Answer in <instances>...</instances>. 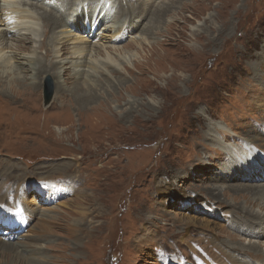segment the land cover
<instances>
[{
	"label": "rangeland",
	"instance_id": "374dc122",
	"mask_svg": "<svg viewBox=\"0 0 264 264\" xmlns=\"http://www.w3.org/2000/svg\"><path fill=\"white\" fill-rule=\"evenodd\" d=\"M10 1L0 0V9L16 7L21 17L15 23L31 22L36 43L12 39L9 43L18 47L6 50L7 54L34 52L45 57L49 63L37 76L38 82L45 72L49 74L40 89L37 84L36 90L8 93L0 87V178H5L1 190L11 186L7 195L14 197L20 188V220L26 223L9 241L17 245L30 236L28 244L40 247V256L33 259L14 260L3 254L0 261L203 264L194 252L207 260L225 261L217 250L222 243L231 244L228 235L209 233L202 227L185 231L183 223L194 216L239 237L236 230L220 222L219 215L203 217L190 203L209 200L212 210L232 213L234 207L226 204L231 201L217 194L227 188L235 190L242 184L238 179L245 181L242 164L254 160L260 169L264 162V0H130L144 2L148 14L140 28L116 43L124 57L113 58L115 70L107 71V76L93 74L97 89L89 92L85 89L90 86L85 81L81 86L79 78L65 76L64 83L54 84L56 68L48 66L55 50L48 59L45 54L50 44L39 45L43 30H48L40 21L27 18L35 15L33 10ZM168 4L172 8L164 23L159 16ZM151 21L159 32L144 34L146 41L133 44V38ZM92 34L89 47L96 41L97 30ZM50 37L44 32L46 41ZM57 46L62 58L70 56L67 39ZM47 78L53 96L46 103ZM65 86L66 92L73 87L78 92H62ZM76 94L82 100L76 101ZM220 126L222 137L215 131ZM209 129L216 138L213 143L206 134L212 135ZM219 142L230 145L233 153L254 158L236 166L228 153L217 149ZM223 170L229 175L217 174ZM43 181L47 183L37 185V192L35 185ZM44 187L55 190V200L42 197L49 192ZM12 203L10 199L6 208L15 209ZM44 214L52 219L46 230L39 231ZM4 235L0 232V240ZM208 245L213 247L211 258L204 252Z\"/></svg>",
	"mask_w": 264,
	"mask_h": 264
},
{
	"label": "bare ground",
	"instance_id": "6f19581e",
	"mask_svg": "<svg viewBox=\"0 0 264 264\" xmlns=\"http://www.w3.org/2000/svg\"><path fill=\"white\" fill-rule=\"evenodd\" d=\"M124 1H126L125 4L123 3ZM129 2L131 1L130 0H17V4L21 6H27L28 8L31 9L30 11L31 13L32 10L35 12L34 16L33 15L28 16L27 18L40 21L41 26L45 25V29L48 30V31L43 30V34L41 40L39 41V45L41 46L43 42L44 43L47 42V44H50L48 47V52L45 54V55L48 54L47 56L48 59L52 58L53 55L50 56V54H52L55 50V55H56L54 58L55 60L52 58L48 66L49 68H51L52 66H55L56 68V72L54 76L55 77L54 84L56 85L58 80L59 82L64 83L65 76L66 78L68 77L74 78V80L76 81L79 78V80L81 81L83 80V82L80 84L81 86L83 85L84 81L87 82L88 86H90L89 88L85 89L86 92H89L91 89L94 90L97 89L95 86L96 83H93V79H92V77H94L93 74H100V76L105 77V75L107 76L108 74L107 71L114 72L113 70H115V68L112 67L114 66L112 63L113 58L114 59L117 58V60L118 59L120 60L124 57V53L122 50L123 48L120 49L119 46L116 45V43L119 42L121 39L125 38L126 34L128 33L132 34L136 29L140 28L139 23L141 22V19H143L146 16V13L148 14L147 11L145 12L144 6L146 5L144 4V2H140V3L138 2V4H134L133 2L129 3ZM45 7L49 9L47 10ZM15 8L11 6L10 8L11 10L9 11L8 10L4 11L0 9V54H2V56H0V87L1 88L5 87V91L6 92L8 91V93L11 92L20 93V91H23L25 89L36 90L37 84H39L38 88L40 89L41 86L43 85L42 82L43 77L49 74V72H45V74L43 73L44 75H42V78L38 82L37 76L40 75V73L42 72V70H44V68H46L45 67L46 63H49L45 61V57L40 58L34 52L30 54H23V52L22 53L18 52V54L13 56L7 54L8 49L10 51L17 50L18 47L17 45H14L15 48H13L12 44L9 43L11 42L10 40L12 39H15L18 43L20 42L22 43L28 42L30 44L36 43V38L35 36H33L36 30L35 28H33V24L31 22H26L24 23V25L23 24L17 25L15 23V19L21 17L20 16L21 13H17L18 9ZM170 8H172V6L168 4L167 6H165L163 11L160 10L162 11L161 14L160 11L158 12L160 14L159 18L163 20L164 23H166L165 20L166 16H168V13L171 12ZM131 9L134 10L132 14H130ZM158 13L154 14L155 17L158 15ZM25 14H23V16ZM29 14L30 13H28V15ZM154 15H152V18L154 17ZM87 18H90V20L86 21ZM80 22L82 23L79 24ZM149 23L150 24L152 23V25L150 26L145 25L141 29L139 37H136L135 39L133 38L132 41L133 44L135 43L138 44L137 42L138 40H141V43L143 41H146L142 37L144 36V34L145 37H147L150 36L149 34L154 36L156 32H159V27L153 26L155 23L154 21L153 22L151 21ZM95 29L97 30V34H96L97 37H95L96 41L94 45H91V47H89L90 44L89 38H91V35L93 36L92 33ZM81 31L83 33H80ZM44 32L49 33L51 35L50 41H46L44 39ZM82 35H87L86 37L87 40L82 39L81 38ZM66 39L69 42L68 49L72 50V52L68 58H62L64 54L57 51V49H59L57 44L62 40H66ZM97 40L103 43L101 42L99 43L97 42ZM147 44L150 45L148 41ZM128 46L130 47V44ZM92 52L95 55L96 59H93ZM96 56H101V58L103 57V61H100L99 58H97ZM100 62H102L101 63L102 67L99 66ZM111 68H113L112 71ZM80 85L78 86L81 87ZM67 87L68 86L63 87L64 89L63 91L62 90L61 91L64 92L65 88L67 90ZM77 89L78 88L73 87L70 90L69 88L67 92L68 94H72L74 91L77 93L78 92L76 91ZM56 91H58V89H56ZM72 98H74V96L71 97V99ZM75 100L76 101L82 100V96L76 94ZM53 105L54 107L56 106L55 104ZM58 107H56V109H58ZM209 131L211 132L212 135H209L208 133L206 134L209 138H211L210 140L213 143L216 141V138L212 133L213 131L210 129ZM215 131H217L218 134L221 135L222 137V132H224V130L222 129L221 126L216 127ZM229 132L232 133L231 131ZM227 134L230 135L229 133ZM219 145L220 146H218L217 149L225 154L228 153L227 154L228 158L233 159L234 163L237 164L236 166H241L240 164H242L241 163L242 161L245 162L248 161V159L250 160L254 158V156L251 154H244L240 156L239 155L240 152L237 151H235L237 153L231 152L233 148L230 147V145L228 144H221L219 142ZM238 149H241V147H239ZM234 156L236 157V160L233 158ZM257 164H259V162H257ZM242 166L244 167L242 169L247 172L244 173V176L247 175L244 178L245 181H242L243 179L241 181L238 179V183H242V184L238 185V187L235 190H231L227 188V190L217 194L218 196H222L224 199L231 201L229 203L226 202V204L227 206L231 205V207H234L231 208L233 211L232 213L230 211H227V213H220V211L218 212V210L215 209L212 210L211 207L212 202L209 200L200 202L197 205H195V202L190 203V205H193V209L197 212V214L202 215L203 217H206L208 219H213L217 215H219L220 222H222L224 226L227 225L230 226L233 230H236L239 236V237H236L234 235L230 236V234L226 233L222 228L220 227L216 228L210 226V221L206 219H203V221L200 222L195 220L194 216H192L189 219H186L183 223L184 226L187 227L185 228V231L190 227H202L206 229L209 233H214L215 231L217 235H219V233L221 235H225V234L228 235L226 236V238L228 239L226 238L225 239L231 242V244L229 243L220 244L225 247L223 248L222 246V248L219 250H217V247L215 245V249L219 252L221 258L222 257L225 258L226 262L225 261L216 262V261H211V259L207 260L202 258L200 255H198V253L194 252V255H197V257L202 261L203 264H264V250L262 249L264 246V240L262 241L253 240L255 237L264 239V162L261 163L260 169L256 167V161L254 160H252V163L248 165L242 164ZM217 174L223 176L224 174L229 175V171L223 170L220 173L217 172ZM255 178L258 179L259 181L249 182V183L247 182V180H252ZM2 179L5 178H0V232L2 233V235L5 233L4 236L6 237H2V240H0V257H2L3 254H8L9 256H11V258H15L14 260H16V258H22L24 260L25 258L24 256H28L29 259H33L37 255L39 251L38 249L40 247L35 246V248H33L32 246H30V244H28L29 241L28 237L30 236H26L25 238L26 240L19 242L17 245H14L12 240L9 241L10 237L14 235L15 231L24 230L26 228V223L24 220H20V217L22 216L21 195L18 194V190L20 188L16 191L17 195H15L14 197H12L11 195L8 196L7 192L10 191L11 186L8 188L7 191H2L1 189L4 186V181H2ZM44 183L47 182L43 181L36 184L35 190L38 192L40 188H38L37 185ZM243 184H250V185H243ZM44 189L49 190V192L42 193L45 194V195L41 194L42 197L47 196L48 198L55 200V190L47 187H44ZM9 198L13 200L12 204L15 206L14 207L15 209L6 208V206L9 205V201H10ZM240 199L241 202H239ZM77 208H81V205H77ZM207 209H210L212 211H208ZM209 212L213 213L212 215H210V217L207 216ZM229 215L231 216L228 219ZM40 218L42 219V221L38 225L39 226L38 229L39 231H44L47 229L46 226L47 224H50V220L52 218L51 216H48L46 214L42 215V217ZM225 228L227 229V227ZM243 237L245 239H238ZM246 239H251V240L244 245ZM212 248H213L212 246L208 245L207 246L208 251L207 250L204 251L205 254L209 256V258L212 257L210 254L211 253L210 250H212ZM234 250H237L238 252ZM18 251H20L21 254ZM246 252L254 253L255 256L253 257L247 255L245 254ZM0 264H16V263L10 261V259L9 260L6 259V261H0ZM187 264H193V263L189 262Z\"/></svg>",
	"mask_w": 264,
	"mask_h": 264
},
{
	"label": "water",
	"instance_id": "95a60500",
	"mask_svg": "<svg viewBox=\"0 0 264 264\" xmlns=\"http://www.w3.org/2000/svg\"><path fill=\"white\" fill-rule=\"evenodd\" d=\"M45 88H44V93H43V96H44V100L45 102H49L51 97H52V91H53V87H52V84H51V81H50V78H47L46 80V84H45Z\"/></svg>",
	"mask_w": 264,
	"mask_h": 264
}]
</instances>
